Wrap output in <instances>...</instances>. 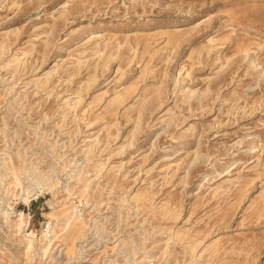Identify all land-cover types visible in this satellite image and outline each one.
I'll return each mask as SVG.
<instances>
[{"label":"rangeland","instance_id":"374dc122","mask_svg":"<svg viewBox=\"0 0 264 264\" xmlns=\"http://www.w3.org/2000/svg\"><path fill=\"white\" fill-rule=\"evenodd\" d=\"M0 264H264V0H0Z\"/></svg>","mask_w":264,"mask_h":264}]
</instances>
